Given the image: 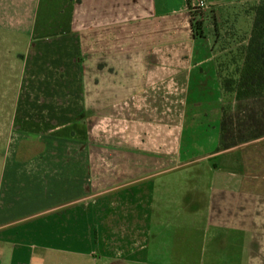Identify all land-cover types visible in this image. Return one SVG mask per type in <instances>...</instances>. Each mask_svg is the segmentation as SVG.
<instances>
[{
	"label": "crops",
	"instance_id": "crops-1",
	"mask_svg": "<svg viewBox=\"0 0 264 264\" xmlns=\"http://www.w3.org/2000/svg\"><path fill=\"white\" fill-rule=\"evenodd\" d=\"M206 25L189 0H0V264H251L264 137L216 151Z\"/></svg>",
	"mask_w": 264,
	"mask_h": 264
},
{
	"label": "trees",
	"instance_id": "trees-1",
	"mask_svg": "<svg viewBox=\"0 0 264 264\" xmlns=\"http://www.w3.org/2000/svg\"><path fill=\"white\" fill-rule=\"evenodd\" d=\"M248 43L244 50L238 78L223 80L224 90H235L236 110L233 114L222 107L220 139L216 151L264 137V0L254 7ZM192 25L196 35H201V22Z\"/></svg>",
	"mask_w": 264,
	"mask_h": 264
},
{
	"label": "rangeland",
	"instance_id": "rangeland-1",
	"mask_svg": "<svg viewBox=\"0 0 264 264\" xmlns=\"http://www.w3.org/2000/svg\"><path fill=\"white\" fill-rule=\"evenodd\" d=\"M260 1V0H259ZM258 1V2H259ZM245 2L237 8L225 9L218 18L211 17L206 9H192L193 24L203 22L207 18L211 26L208 29L214 31L217 39V51L223 62V80L238 78V70L242 65L244 50L250 36V23L254 15V7L258 2ZM72 101L76 98H71ZM76 104V103H74ZM237 96L235 90L224 91L223 106L233 114L236 110ZM1 116V115H0ZM256 255L251 256V264H264V208L262 209V223L255 234ZM242 260V259H241Z\"/></svg>",
	"mask_w": 264,
	"mask_h": 264
},
{
	"label": "built area",
	"instance_id": "built-area-1",
	"mask_svg": "<svg viewBox=\"0 0 264 264\" xmlns=\"http://www.w3.org/2000/svg\"><path fill=\"white\" fill-rule=\"evenodd\" d=\"M189 7L191 9H206L207 4L205 0H189Z\"/></svg>",
	"mask_w": 264,
	"mask_h": 264
}]
</instances>
